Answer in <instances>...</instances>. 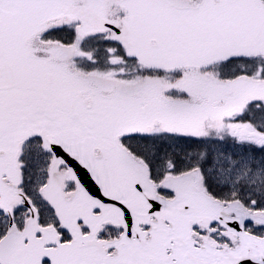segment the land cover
I'll return each instance as SVG.
<instances>
[{"label":"snow or ice","instance_id":"snow-or-ice-1","mask_svg":"<svg viewBox=\"0 0 264 264\" xmlns=\"http://www.w3.org/2000/svg\"><path fill=\"white\" fill-rule=\"evenodd\" d=\"M0 264H264V0H0Z\"/></svg>","mask_w":264,"mask_h":264}]
</instances>
